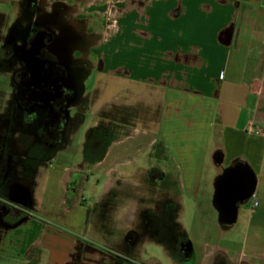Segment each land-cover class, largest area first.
Masks as SVG:
<instances>
[{
	"label": "crops",
	"instance_id": "obj_1",
	"mask_svg": "<svg viewBox=\"0 0 264 264\" xmlns=\"http://www.w3.org/2000/svg\"><path fill=\"white\" fill-rule=\"evenodd\" d=\"M115 3L116 39L109 45L115 58L109 60L116 67V134L106 132L101 153L89 157L84 147L81 156L71 151V128L47 151H32L30 131L15 132L12 166L0 172V184L13 173L27 185L16 195L0 190V264H121L100 244L109 237L112 201L129 200L135 220L139 185L121 191L127 177L148 180L150 199L163 201L161 224L167 213L189 209L211 210L219 223L215 182L228 168L246 166L255 189L238 206L236 222L242 218L263 232L264 208L254 196L264 179V113L257 112L264 99V0ZM237 83L240 99L251 103L241 119L231 108ZM171 128L186 134L178 132L182 139L173 147ZM227 256L230 264H264V254Z\"/></svg>",
	"mask_w": 264,
	"mask_h": 264
},
{
	"label": "rangeland",
	"instance_id": "obj_2",
	"mask_svg": "<svg viewBox=\"0 0 264 264\" xmlns=\"http://www.w3.org/2000/svg\"><path fill=\"white\" fill-rule=\"evenodd\" d=\"M86 2L83 11L77 9L75 13H72V18L71 16L66 17V21L71 22L70 26L75 28L69 29L71 32H76L79 37L77 38L78 45L82 44L79 52L75 54L78 59L82 60L81 64L85 66L82 89L83 96L89 98L87 103L82 100L76 108L72 109L70 124L72 137L68 144L71 151L77 152V155L81 154L84 147L89 157H95L103 148L106 132L113 133V136L116 134L115 128L119 108L116 97V67L115 61L112 64V61L109 60L115 58V45L111 47L109 45L115 43L117 18L115 0L111 2L88 0ZM80 7L82 9V6ZM76 50H78V46ZM103 85L106 89L105 92L102 91ZM232 86L231 89L232 91L235 90L233 92L236 95L235 98L231 99L232 111L239 119L246 118L248 111L243 109L251 103H245V100L240 99L243 90L241 85L237 83L232 84ZM260 101L261 106L257 112L262 111L264 113V99ZM82 106L87 108L82 109ZM220 108L223 109V100ZM161 118L164 117L161 116ZM173 118L177 119L175 116L169 119ZM6 119H8L7 116L0 112V125ZM126 123L129 125L130 121ZM258 123H260L259 120ZM261 127L264 129V125ZM167 131V139L171 146L182 139L177 133H183V131L173 128ZM257 131L260 132L261 129ZM158 132L160 135L164 133L166 135L165 129ZM183 136L186 134L183 133ZM29 142L30 139L24 141V143ZM1 153L4 157L0 159V164L4 162L6 169L11 168L12 165L7 164L9 150L5 144L2 145ZM29 154L30 152H28ZM12 174L0 184V190H6V195H16L20 188L27 185L23 179L16 178ZM20 174L26 175V173ZM11 177H14L16 181L14 188L8 187L13 180ZM137 178L139 179L127 177L119 182L121 191H129L133 182L139 185L136 187V194H140L136 196L138 204L133 207L136 208L135 220L130 222L132 215L128 213L129 210H132V203L129 200L124 198V200L112 201L110 203L112 209H109L108 212L109 217H113L112 226L108 227L109 237L106 238V243L100 244L114 255H118L121 264H203L204 262L205 264L207 262L208 264H230L226 259L227 254L230 256L235 254H264V229L262 233L253 231V228L246 226V222L242 218H238L236 224L222 225L213 219L211 210L196 212L189 209L167 213L166 221L161 224L160 216L163 220L164 212L159 207L163 205V201L150 199V191L147 189L148 180L141 179V177ZM254 199L264 208V179ZM113 203H117V205L113 206ZM118 206L120 209L117 211ZM259 209L258 207V211ZM11 212L8 210L6 214ZM117 213L120 220L117 219ZM160 224L165 227L166 238L171 236L172 240L175 238L183 242L182 254L173 248L174 244L172 248H169L167 246L169 243L163 242L167 247L162 243H155L159 239L157 228ZM116 237L120 238V242L107 244V241ZM216 247L225 248L227 252L216 250Z\"/></svg>",
	"mask_w": 264,
	"mask_h": 264
},
{
	"label": "flooded vegetation",
	"instance_id": "obj_3",
	"mask_svg": "<svg viewBox=\"0 0 264 264\" xmlns=\"http://www.w3.org/2000/svg\"><path fill=\"white\" fill-rule=\"evenodd\" d=\"M86 1L0 0V112L8 118L0 125V159L2 145L10 153L18 129L34 135L32 151L49 150L70 128L72 109L89 100L82 89L85 66L75 54L82 44L66 21ZM157 233L183 253V242L166 238L161 224Z\"/></svg>",
	"mask_w": 264,
	"mask_h": 264
},
{
	"label": "water",
	"instance_id": "obj_4",
	"mask_svg": "<svg viewBox=\"0 0 264 264\" xmlns=\"http://www.w3.org/2000/svg\"><path fill=\"white\" fill-rule=\"evenodd\" d=\"M255 189V177L246 166H235L225 170L214 185V206L220 224L236 222L238 206L249 199Z\"/></svg>",
	"mask_w": 264,
	"mask_h": 264
},
{
	"label": "built area",
	"instance_id": "obj_5",
	"mask_svg": "<svg viewBox=\"0 0 264 264\" xmlns=\"http://www.w3.org/2000/svg\"><path fill=\"white\" fill-rule=\"evenodd\" d=\"M259 132L258 131H255V134H258Z\"/></svg>",
	"mask_w": 264,
	"mask_h": 264
},
{
	"label": "trees",
	"instance_id": "obj_6",
	"mask_svg": "<svg viewBox=\"0 0 264 264\" xmlns=\"http://www.w3.org/2000/svg\"><path fill=\"white\" fill-rule=\"evenodd\" d=\"M102 151V150H101ZM101 151H100V153H101Z\"/></svg>",
	"mask_w": 264,
	"mask_h": 264
}]
</instances>
